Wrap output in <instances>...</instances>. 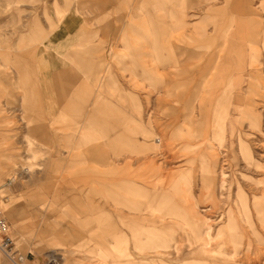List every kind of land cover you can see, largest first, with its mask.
Instances as JSON below:
<instances>
[{"label":"rangeland","instance_id":"1","mask_svg":"<svg viewBox=\"0 0 264 264\" xmlns=\"http://www.w3.org/2000/svg\"><path fill=\"white\" fill-rule=\"evenodd\" d=\"M63 2L0 0V44L40 21L39 67L53 76L54 88L70 66L62 56L68 47L97 49L95 69L80 74L88 87L100 84L107 112L92 100L85 109L90 122L76 117L58 141L54 125L41 135L38 110H21L23 92L0 66V209L13 240L0 247V264H264V0H152L147 7L141 0L132 43L113 37L130 1L119 13L109 9L103 21L106 12L92 7L56 12ZM85 19L99 30L98 42L66 44ZM128 42L134 55L119 48ZM128 92L138 96L140 113ZM52 96L45 98L49 115L59 109ZM127 117L134 123L128 126ZM28 122L42 143L29 146ZM81 124L90 138L72 147ZM111 181L135 187L138 197L125 195L130 211L109 202ZM92 204L131 215L141 230L150 227L162 250L138 256L143 251L130 242L127 255L118 256L113 235L101 248L93 232L99 217L83 218ZM169 207L196 209L190 219L198 246L181 247L192 238L188 229L180 236L178 214L161 213Z\"/></svg>","mask_w":264,"mask_h":264},{"label":"crops","instance_id":"2","mask_svg":"<svg viewBox=\"0 0 264 264\" xmlns=\"http://www.w3.org/2000/svg\"><path fill=\"white\" fill-rule=\"evenodd\" d=\"M129 1L130 5L128 6L125 16L118 20V25H123V27L121 30L116 28L113 37L119 41L129 40L132 43V41L137 38L136 7L137 4H141V0H139V3L138 0H64L63 5L57 4L54 5V8L56 12L65 11L67 13L72 12L73 5H76L77 10L79 11L85 10L86 7L100 9L106 12L103 14L104 16H102L103 21L109 13V9L110 11L116 10V12L119 13V11H121V4L127 3ZM142 1V5L147 7V5H149L152 0ZM150 16L151 15L148 14L145 15V17H148V20H145V22H152ZM90 23L91 20L85 19L81 24H79L80 30L77 28L74 36L68 35L66 44L71 45L76 41H80L81 43H90L91 41L98 42L96 40L99 35V30L89 27L91 25ZM66 26L74 27L73 22H71V24H67ZM30 27L31 28L25 32V34L20 33L16 40L14 39L13 41V39L9 36V38L5 39V41L0 44V66L8 69L9 71L11 70L10 74H13L11 75V79L13 80L12 87L23 92V97L20 99L21 110H38V117L36 118L38 119V123L34 124H39L41 135L44 129L45 132L47 131L48 125H54L56 130L55 139L58 141L61 138H59L58 134H61V131H64L65 129H69L71 127L70 124H74L76 117L81 116L86 121H89V113L87 110L85 111V109L90 104V102H92V100L95 103L94 105L98 106V108L100 107V113L107 112V109L103 107L104 105L100 106V101L104 97V93L100 88V84H98L99 86L90 88L88 87L86 77L82 78V74H80V70L83 71L84 74H88L95 69L96 65L94 57L98 55L99 51L97 49L90 48L88 52H78L75 50H70L68 47L69 51L62 56H64V59L68 61L70 66L66 63V69L64 72L62 71V73L59 74L60 78L59 80L55 81L56 87L54 88L52 86L53 76L46 74L43 66L42 68L39 67L40 58H42L44 53L40 21L36 20ZM128 45L129 42L126 43L125 46L121 45L119 48L121 51L125 50V53L128 55H134L135 51L133 49L135 48H129ZM67 67H70V69ZM60 80L61 82H59ZM66 80L67 82L65 84ZM98 82H100V78L98 79L97 83ZM47 94L53 95L52 97H56L58 101L59 109L58 112L56 111L57 113L55 112V114L53 113L49 115L45 112L46 108L44 107ZM113 97L114 96L112 93L111 98ZM77 98H81L83 102L78 103L76 101ZM128 98H130L132 102L134 111L140 113L141 105H139L138 96L132 92H128ZM134 120L135 119L133 118L127 117V125L129 126L131 123H134ZM31 128L32 133H34L33 135L31 134V140L33 143H42L41 140H39L40 135H38L36 131H33L34 127ZM77 130L78 133H81V135L76 137L77 142L72 147L82 146L87 142L86 140H88L91 135L89 129L82 124L78 125ZM62 137H65V135H62ZM121 140V136H118L117 141L121 142ZM105 189L109 195L108 199L110 203L130 211L127 203L129 199L126 198L127 196L125 197V195L131 194L137 196L135 192L131 191L132 189H135V187L129 185L127 182L111 181L109 184L105 185ZM145 193H147V190L139 192V197H142ZM144 211L145 209L143 211L141 210L139 213L142 214ZM192 211L195 212L196 209L193 208L191 211L184 212L181 208L169 207L168 209H163L161 212L174 215L178 214V216L181 218V221L183 222L182 224L178 223L180 236H188L187 231L189 230V236L192 239H188V237H186L185 242L183 243L184 240L182 241L181 247L182 244L187 248L193 247L195 244L198 246L197 239L199 236L197 235L198 233H196L194 221H191L190 219ZM85 212L86 213L84 214L83 218L99 217L98 219L101 224H98L95 228H93V232L98 233L94 236L96 237L97 244L101 248L106 245L107 237L113 235L114 243L112 244L111 248H116L115 250L119 252L118 256H120V254L122 256L127 255L126 251L129 249L130 242H133V246L135 245V250L137 246V249H141V251H143L142 254H140L136 250L138 256H145L146 254H152L158 250H162V247L160 248V237L158 238L157 234L152 237V234H149L150 227L144 229L142 226V230L137 228L133 222L135 218H132L129 214L126 215L121 211L114 212L113 214L115 215H112V213L109 214L106 211V208H104V206L102 207L100 204H92L89 206V208L85 207ZM101 218H107L109 220V224L102 225ZM175 227H173V229H176ZM141 231V234H135V232ZM150 262L151 261H149V263Z\"/></svg>","mask_w":264,"mask_h":264},{"label":"built area","instance_id":"3","mask_svg":"<svg viewBox=\"0 0 264 264\" xmlns=\"http://www.w3.org/2000/svg\"><path fill=\"white\" fill-rule=\"evenodd\" d=\"M9 224L6 222L3 212L0 209V247L8 249L13 245L12 238L9 237Z\"/></svg>","mask_w":264,"mask_h":264},{"label":"bare ground","instance_id":"4","mask_svg":"<svg viewBox=\"0 0 264 264\" xmlns=\"http://www.w3.org/2000/svg\"><path fill=\"white\" fill-rule=\"evenodd\" d=\"M228 32V31H227ZM229 34V33H228ZM224 38V37H223ZM225 38L223 39V41H222V43L224 44L225 43ZM221 45V44H220ZM223 46V45H222ZM231 47V46H230ZM243 47V46H242ZM232 48V47H231ZM239 53H236V54H234L233 55V57H235L236 58V56L238 55ZM240 55V54H239ZM242 55V54H241ZM242 57V56H241ZM240 57V58H241ZM237 58H239V56H237ZM237 59H235V61H236ZM238 64H239V62H238ZM238 64H236L237 66H240V65H238ZM239 78H237V80H234V79H230V86H232V88H234L235 86L237 87V81L239 82ZM237 83V84H236ZM231 96L232 95H230L229 96V99H228V101H230L231 100ZM239 101V100H238ZM240 102V101H239ZM252 120V119H251ZM259 121V120H258ZM32 126V123L31 122H28V128H30ZM29 146H33L34 145V143H33V141L31 140V137H29ZM241 143V142H240ZM241 150V149H240ZM251 163V162H250ZM238 197H239V199H241V203L242 204H244L245 205V203L247 202V199H246V197H245V195H244V193L242 192V191H240L239 192V194H238ZM230 224H232L233 223V221L231 220L230 222H229ZM234 225V224H233ZM235 226V225H234ZM9 232V231H8ZM53 256V255H52ZM51 256V260L52 259H54V261L53 262H59V260L57 259V258H53Z\"/></svg>","mask_w":264,"mask_h":264}]
</instances>
